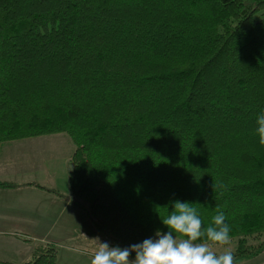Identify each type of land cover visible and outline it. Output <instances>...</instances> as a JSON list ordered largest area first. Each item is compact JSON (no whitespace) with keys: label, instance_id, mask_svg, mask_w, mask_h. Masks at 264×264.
Wrapping results in <instances>:
<instances>
[{"label":"trees","instance_id":"obj_1","mask_svg":"<svg viewBox=\"0 0 264 264\" xmlns=\"http://www.w3.org/2000/svg\"><path fill=\"white\" fill-rule=\"evenodd\" d=\"M263 9L264 0H0V155L8 143L67 135V195L25 187L83 212L112 247L166 233L160 216L180 200L204 228L225 213L234 264L258 258ZM58 253L37 242L22 264H59Z\"/></svg>","mask_w":264,"mask_h":264},{"label":"clouds","instance_id":"obj_2","mask_svg":"<svg viewBox=\"0 0 264 264\" xmlns=\"http://www.w3.org/2000/svg\"><path fill=\"white\" fill-rule=\"evenodd\" d=\"M255 132L259 143L264 146V111L256 118ZM223 187V185H219ZM213 190L217 185L213 182ZM194 203L175 200L172 210L160 219L168 231H156L152 238L129 247H112L107 242H96L91 264H234L231 251L217 254L211 245L224 246L230 243L231 227L227 224L226 215L217 209L212 223L206 228ZM135 253V259H130Z\"/></svg>","mask_w":264,"mask_h":264},{"label":"crops","instance_id":"obj_3","mask_svg":"<svg viewBox=\"0 0 264 264\" xmlns=\"http://www.w3.org/2000/svg\"><path fill=\"white\" fill-rule=\"evenodd\" d=\"M25 184L28 183L15 184V189H0V260L22 264L31 256L37 242L60 247L67 240H74L77 246L91 253L87 258L91 264L96 250L93 239L97 236L84 213L52 194ZM258 264H264V258Z\"/></svg>","mask_w":264,"mask_h":264},{"label":"rangeland","instance_id":"obj_4","mask_svg":"<svg viewBox=\"0 0 264 264\" xmlns=\"http://www.w3.org/2000/svg\"><path fill=\"white\" fill-rule=\"evenodd\" d=\"M262 17L264 9L254 18L260 20ZM73 151L74 146L65 134L8 143L4 145L0 155V182L12 184L34 182L67 195L69 158ZM76 243L74 240H67L60 247L57 245L59 264H88L87 258H90L88 255L91 253ZM211 247L219 255L225 251L233 252L236 244L232 241L224 246ZM263 258L264 255H260L254 260L242 261L240 264H258Z\"/></svg>","mask_w":264,"mask_h":264},{"label":"water","instance_id":"obj_5","mask_svg":"<svg viewBox=\"0 0 264 264\" xmlns=\"http://www.w3.org/2000/svg\"><path fill=\"white\" fill-rule=\"evenodd\" d=\"M68 171L70 172L71 171V167L69 166V168H68Z\"/></svg>","mask_w":264,"mask_h":264}]
</instances>
